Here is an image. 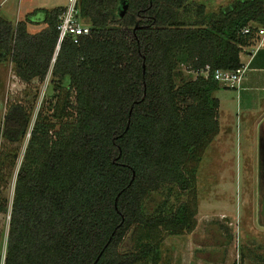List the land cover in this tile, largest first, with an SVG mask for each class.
<instances>
[{
  "label": "trees",
  "instance_id": "trees-1",
  "mask_svg": "<svg viewBox=\"0 0 264 264\" xmlns=\"http://www.w3.org/2000/svg\"><path fill=\"white\" fill-rule=\"evenodd\" d=\"M63 9L16 23L0 14V63L27 83L50 74L53 90L17 173L4 264H159L164 234L197 226L196 173L220 130L213 72L243 66L254 41L243 30L264 25V0L211 12L190 0H80L91 31L66 37L55 56ZM24 114L12 104L6 129ZM173 186L192 195L169 205ZM132 228L135 244L121 251Z\"/></svg>",
  "mask_w": 264,
  "mask_h": 264
},
{
  "label": "rangeland",
  "instance_id": "rangeland-1",
  "mask_svg": "<svg viewBox=\"0 0 264 264\" xmlns=\"http://www.w3.org/2000/svg\"><path fill=\"white\" fill-rule=\"evenodd\" d=\"M231 1L190 0V3L204 4L206 11L211 12ZM71 2L0 0V13L14 21L18 16L24 18L20 12L26 7L50 9ZM82 22L90 24L85 18ZM32 28L29 26V31ZM50 82V75L44 81L24 82L16 75L11 61L0 63V198L6 205L0 212V264L17 173L30 130L41 106L53 93ZM238 92H241L238 87H221L216 93L221 98L220 130L206 148L196 173L197 226L191 232H166L159 264H264V122L260 124L259 112L251 116L248 111H240ZM12 104L24 108L25 118L20 128L6 129L5 117ZM167 193L165 187L153 191L145 201V211L152 212ZM191 195L190 190L173 186L168 203L176 206ZM133 236L132 228L120 246L121 251L133 248Z\"/></svg>",
  "mask_w": 264,
  "mask_h": 264
},
{
  "label": "built area",
  "instance_id": "built-area-1",
  "mask_svg": "<svg viewBox=\"0 0 264 264\" xmlns=\"http://www.w3.org/2000/svg\"><path fill=\"white\" fill-rule=\"evenodd\" d=\"M82 21H83V17L81 16V12H80V0H72L70 4L64 6V9L62 10L59 16V23L57 26L59 30V36H58L55 56L59 51L62 41L66 37H71L74 43H78L81 36L87 35L90 33L91 31L90 25L83 23ZM243 31L245 33L253 34L254 36L253 40L255 39L262 40L264 38V27L262 26H256L254 24L249 25L246 28H244ZM54 60H55V57L53 58V61ZM245 71H246V66H242V67H239L233 70L218 68V69H215V71L213 72V76L219 82L221 86L228 87V88H235L241 85ZM201 73L207 77L209 75V66H206L205 69L201 71ZM197 75L198 73L195 72L194 76L196 77ZM46 78H48V76ZM11 211H12V206L8 212V217H7L8 227L5 231V236L1 244L3 245V249H5L4 255H3V264L5 261L6 252H7Z\"/></svg>",
  "mask_w": 264,
  "mask_h": 264
},
{
  "label": "crops",
  "instance_id": "crops-1",
  "mask_svg": "<svg viewBox=\"0 0 264 264\" xmlns=\"http://www.w3.org/2000/svg\"><path fill=\"white\" fill-rule=\"evenodd\" d=\"M66 5L68 4H64L61 6H66ZM37 8H41V7H35V8L26 7L20 13H23L25 16L26 14L30 13L31 11ZM3 16L7 18L5 15ZM41 16L42 15L40 14L38 18L40 19ZM20 19H22V17L18 16L17 18H15L14 21L13 20L11 21L16 23ZM34 25L36 26L32 28V26ZM28 26H30L33 29V31H38L41 28H43L45 24L29 23ZM241 60L243 66H246V71L243 80L241 82V85L238 87V89H241V92L237 93L238 101L240 104V111L242 110L248 111L251 116L255 112H259V116H260L259 122L260 124H263L264 122V38L262 40H258V42L246 46L244 48V51L241 53ZM218 90H215L213 94L219 98L221 103L220 96L216 94Z\"/></svg>",
  "mask_w": 264,
  "mask_h": 264
}]
</instances>
